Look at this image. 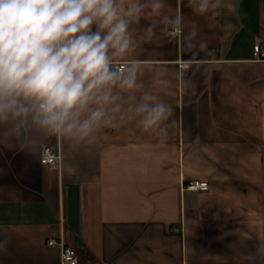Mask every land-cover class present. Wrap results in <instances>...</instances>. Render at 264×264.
<instances>
[{
	"label": "crops",
	"instance_id": "obj_1",
	"mask_svg": "<svg viewBox=\"0 0 264 264\" xmlns=\"http://www.w3.org/2000/svg\"><path fill=\"white\" fill-rule=\"evenodd\" d=\"M134 0H129V3ZM214 27L187 7L185 33L199 27L211 55L192 57L159 35L129 59L172 105L158 142L135 121H115L92 144L60 150L59 169L0 140V264H62L63 239L78 264H244L264 242V0H222ZM133 25L139 37L143 26ZM206 182L208 192H184Z\"/></svg>",
	"mask_w": 264,
	"mask_h": 264
},
{
	"label": "clouds",
	"instance_id": "obj_2",
	"mask_svg": "<svg viewBox=\"0 0 264 264\" xmlns=\"http://www.w3.org/2000/svg\"><path fill=\"white\" fill-rule=\"evenodd\" d=\"M214 27L222 0H187ZM165 0H0V140L40 154L58 139L70 148L95 143L115 121H135L158 142L169 137L173 115L151 85L145 66L129 59L158 34L179 39L192 57L211 55L182 12H164ZM147 21L137 37L133 25ZM8 242L0 240V252ZM264 264V242L244 254Z\"/></svg>",
	"mask_w": 264,
	"mask_h": 264
},
{
	"label": "built area",
	"instance_id": "obj_3",
	"mask_svg": "<svg viewBox=\"0 0 264 264\" xmlns=\"http://www.w3.org/2000/svg\"><path fill=\"white\" fill-rule=\"evenodd\" d=\"M254 60L257 62H264V48L260 45L254 47L253 52ZM62 156L60 150L47 148L40 158L41 165L49 168L59 169L61 167ZM184 192H208L210 186L206 182L191 181L183 184ZM48 246L59 247L61 249V262L62 264H78L77 253L74 249L67 246L64 240L61 238L58 240L51 239L48 241Z\"/></svg>",
	"mask_w": 264,
	"mask_h": 264
}]
</instances>
